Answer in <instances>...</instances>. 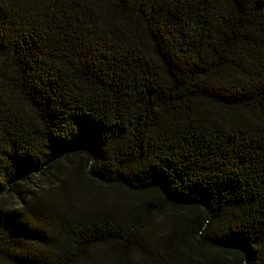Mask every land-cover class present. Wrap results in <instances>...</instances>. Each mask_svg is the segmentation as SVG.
I'll use <instances>...</instances> for the list:
<instances>
[{"label": "trees", "instance_id": "obj_1", "mask_svg": "<svg viewBox=\"0 0 264 264\" xmlns=\"http://www.w3.org/2000/svg\"><path fill=\"white\" fill-rule=\"evenodd\" d=\"M0 264H264V0H0Z\"/></svg>", "mask_w": 264, "mask_h": 264}]
</instances>
